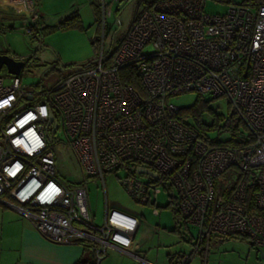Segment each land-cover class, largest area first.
<instances>
[{
  "label": "built area",
  "instance_id": "obj_1",
  "mask_svg": "<svg viewBox=\"0 0 264 264\" xmlns=\"http://www.w3.org/2000/svg\"><path fill=\"white\" fill-rule=\"evenodd\" d=\"M33 1L0 3L27 9L32 33L38 21ZM118 2L101 0L98 58L53 89L25 87L20 74L0 77V204L51 243L87 247L95 264L107 250L149 264L135 254V217L110 208L105 196L97 225L89 205L86 180H99L105 193V175L123 171L119 182L132 200L149 204L162 187L184 229H196L192 251L170 264L205 255L212 237L264 249V0L233 4L214 16L204 12V0H156L136 14L108 57L105 19ZM128 66L144 98L122 84L119 72ZM188 93L227 101L243 127L233 145H213L208 130L190 125L168 101ZM59 129L82 183L66 185L57 177L50 145Z\"/></svg>",
  "mask_w": 264,
  "mask_h": 264
},
{
  "label": "rangeland",
  "instance_id": "obj_2",
  "mask_svg": "<svg viewBox=\"0 0 264 264\" xmlns=\"http://www.w3.org/2000/svg\"><path fill=\"white\" fill-rule=\"evenodd\" d=\"M109 3V0H106ZM154 0H119L112 6V16L107 17L104 33V54L114 51L118 46L133 18L142 9ZM204 12L208 15H223L230 5H242L244 3L257 2V0H204ZM34 11L38 15L35 30L27 33L26 18L10 17V7L3 5L0 15V53L13 59L23 60L24 66L19 79L25 87L53 89L61 79L70 73L73 67H84L96 60L99 55L102 41V11L101 0H34ZM6 9V10H4ZM10 12V13H7ZM77 12L80 23L63 29L44 30V27H55L61 23L70 13ZM117 18L121 25L118 29L114 26ZM32 58V59H31ZM58 68V70H54ZM6 69L0 72V77L6 76ZM197 99H201L208 106L209 112H204L201 121L206 126L214 122V115L222 116L218 123L220 129L207 131V137L211 141L222 143L231 141L233 137L221 130L224 120L230 114V108L224 98L212 99L210 96H198L188 93L169 98L168 101L180 109V114L185 109L192 107ZM31 105L26 102L24 107ZM188 123L195 127V121L188 117ZM66 139L61 129L55 135L50 145L56 157L57 177L66 185L82 183L76 160L71 150L65 145ZM125 177L123 171L105 175V193L99 180H86L88 199L91 212L95 216V224L103 222L105 196L110 208L114 207L138 218L140 224H148L154 228L151 241L148 237L139 233L135 236L136 242L146 244L145 250L148 258L159 263L163 262L168 251L182 253L187 247L191 237H196L197 231L190 227L184 229L182 222L174 218L172 206L166 207L170 202V194L162 187L157 189L160 193L149 204L142 205L126 193L119 180ZM146 181L145 178H143ZM175 195V194H174ZM154 203L151 205V203ZM175 207V206H174ZM154 210L158 215H154ZM177 232H172L173 228ZM187 242V243H185ZM224 249L228 254L238 256L241 264H264L261 254L264 249H255L247 240H228ZM109 258L116 253L109 252Z\"/></svg>",
  "mask_w": 264,
  "mask_h": 264
},
{
  "label": "crops",
  "instance_id": "obj_3",
  "mask_svg": "<svg viewBox=\"0 0 264 264\" xmlns=\"http://www.w3.org/2000/svg\"><path fill=\"white\" fill-rule=\"evenodd\" d=\"M1 4L2 3H0V7L3 6ZM10 11L12 14L7 12L12 15L10 17L14 16L15 18L27 19L30 15V12L23 8L17 10L16 8L10 7ZM1 13L4 12L0 9V15L6 17ZM112 208L119 210L114 207ZM119 211L123 212L122 210ZM135 218L138 221V218ZM138 233L142 236H147V242H149L154 233V228H151L148 224H140L138 221L133 240L134 249L136 251L135 254L149 264H170L171 257L177 255V252L168 251L163 262L159 263L150 260L148 258L149 254L145 250L146 244L141 245L135 240V236ZM190 240L188 242L189 247L182 253H190L192 251V243ZM228 240L235 239L212 237L208 243L207 253L204 255V252L199 251L189 264H241V260L238 256L228 254V251L224 249V244ZM109 252L116 254H113V258H109ZM92 258L91 251L88 248L85 250V248L79 244H56L45 240L35 231L27 219L21 216L17 211L0 204V264H80L88 259H91L93 264H95ZM100 264L143 263L132 257L122 255L116 250H107L106 257Z\"/></svg>",
  "mask_w": 264,
  "mask_h": 264
},
{
  "label": "trees",
  "instance_id": "obj_4",
  "mask_svg": "<svg viewBox=\"0 0 264 264\" xmlns=\"http://www.w3.org/2000/svg\"><path fill=\"white\" fill-rule=\"evenodd\" d=\"M155 1L156 0H154L153 2H155ZM153 2H151V3H153ZM151 3H149V5ZM242 5L252 6V5H254V3L248 2V3H244ZM79 23H80V19H79L78 13L72 12L67 17H65V19L61 23H59L58 26L44 27L45 28L44 30L46 31V30L51 29V31H52L53 29H63V28L75 26ZM29 28L33 29V26L30 25ZM113 52L114 51H109V54L107 56L109 57L110 55L113 54ZM77 68L78 67H73V68H71L72 69L71 71H73ZM54 70H58V68L54 67ZM119 76H120V79H121V82L123 85L131 87L141 98L145 97V92H144V89L142 87L141 81H140V79H139V77H138L133 66H128V67L121 69L119 72ZM209 111L210 110L208 109V106H206V103L203 102L201 99H197L195 104L192 107L185 109L184 112L181 114V116L192 117L195 121V124L198 125L199 127L204 128L205 130L209 131V130L220 129V127H218V123H219V121L223 120L222 116H218V115L216 116L213 114L214 122L212 123L211 126H206L205 124L202 123V121H201L202 114L204 112H209ZM242 129H243L242 125L240 124V122L238 120H236L234 118V115H232V114H228V117L224 120V125L221 127V130L223 132L229 133L231 136H234V137L237 135V133L241 132ZM212 144L213 145H226V146L228 145L229 146V145H233L234 142L231 140V141L222 143V142L216 140V141H213ZM171 206H172V212H173L174 218L177 220L179 218L178 213H177V209L174 207L175 206L174 203H172L170 201L167 203L166 207L168 208ZM175 231H177L176 227L173 228L172 232H175ZM234 239H240V238H234ZM241 240H244V239H241ZM84 248H85V250H87V247H84ZM80 264H93V261L91 259H88L87 261L80 263Z\"/></svg>",
  "mask_w": 264,
  "mask_h": 264
},
{
  "label": "water",
  "instance_id": "obj_5",
  "mask_svg": "<svg viewBox=\"0 0 264 264\" xmlns=\"http://www.w3.org/2000/svg\"><path fill=\"white\" fill-rule=\"evenodd\" d=\"M24 66V63L22 61H15L13 58L8 57L7 55H0V70L5 67L7 73L18 76ZM51 121V120H50ZM55 131V128L53 132ZM139 173L141 174H147L153 178H156L155 175L144 171V170H139ZM261 256L264 259V254H261Z\"/></svg>",
  "mask_w": 264,
  "mask_h": 264
},
{
  "label": "flooded vegetation",
  "instance_id": "obj_6",
  "mask_svg": "<svg viewBox=\"0 0 264 264\" xmlns=\"http://www.w3.org/2000/svg\"><path fill=\"white\" fill-rule=\"evenodd\" d=\"M0 55H4V54L0 53Z\"/></svg>",
  "mask_w": 264,
  "mask_h": 264
}]
</instances>
